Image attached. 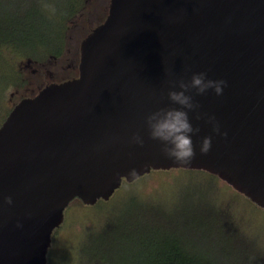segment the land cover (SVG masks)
Instances as JSON below:
<instances>
[{
  "label": "water",
  "instance_id": "1",
  "mask_svg": "<svg viewBox=\"0 0 264 264\" xmlns=\"http://www.w3.org/2000/svg\"><path fill=\"white\" fill-rule=\"evenodd\" d=\"M79 70L23 99L0 127V264H48L66 209L109 201L136 181L131 169L138 179L207 171L264 209V0H111L81 44ZM196 72L227 83L222 96L195 97L227 137L190 114L201 129L196 155L178 166L147 140L144 117ZM137 132L143 147L129 142Z\"/></svg>",
  "mask_w": 264,
  "mask_h": 264
},
{
  "label": "trees",
  "instance_id": "2",
  "mask_svg": "<svg viewBox=\"0 0 264 264\" xmlns=\"http://www.w3.org/2000/svg\"><path fill=\"white\" fill-rule=\"evenodd\" d=\"M58 1L53 19L49 0H0V60L5 50L27 49L35 60L61 54L85 0ZM84 251L87 264H264L262 250L233 218L199 195L174 207L129 195Z\"/></svg>",
  "mask_w": 264,
  "mask_h": 264
},
{
  "label": "rangeland",
  "instance_id": "3",
  "mask_svg": "<svg viewBox=\"0 0 264 264\" xmlns=\"http://www.w3.org/2000/svg\"><path fill=\"white\" fill-rule=\"evenodd\" d=\"M49 2L52 18L57 19L59 1ZM110 2L111 0H85L80 12L69 22L64 47L69 45L68 48L72 51L79 49L92 29L106 19ZM28 51L26 49L18 53L5 50V57L0 60V127L21 98L17 94L12 97L17 86L23 84V94L27 88L31 90L37 85L38 79L31 71L21 68V64L27 63L30 58L27 56ZM48 60L49 57L45 59ZM49 69L55 70L53 63L49 65ZM132 194L144 200L162 202L169 207L177 206L181 200L189 201L197 195L202 196L209 204L230 215L241 232L252 239L264 253L263 208L217 175L202 170L173 169L153 171L135 182H125L106 203L87 206L80 201L73 202L65 211L63 224L53 235L48 264H87L84 248L89 236L99 231L113 208Z\"/></svg>",
  "mask_w": 264,
  "mask_h": 264
},
{
  "label": "clouds",
  "instance_id": "4",
  "mask_svg": "<svg viewBox=\"0 0 264 264\" xmlns=\"http://www.w3.org/2000/svg\"><path fill=\"white\" fill-rule=\"evenodd\" d=\"M227 83L224 80L210 79L206 72L192 73L190 80L176 81L167 92L168 107H161L148 113L144 117V130L147 140L156 142L160 146L162 155L178 166H185L192 162L196 155V145L193 137L199 136L201 129L194 126L190 114H195L196 121L204 120L210 126L213 135L226 138L227 133L221 131L215 116L200 112V104L195 97L206 96L210 92L219 97L223 95ZM212 136H204L199 142V152L206 155L212 147ZM130 143L143 147L145 135L140 132L132 134ZM136 169L128 172L130 180L138 179ZM11 197H5L4 203L12 204Z\"/></svg>",
  "mask_w": 264,
  "mask_h": 264
},
{
  "label": "flooded vegetation",
  "instance_id": "5",
  "mask_svg": "<svg viewBox=\"0 0 264 264\" xmlns=\"http://www.w3.org/2000/svg\"><path fill=\"white\" fill-rule=\"evenodd\" d=\"M109 7H110V5H109ZM108 14H109V8H108ZM108 14H107V16H108ZM107 16H106V18H107ZM102 23H100V24H102ZM99 25H97V26H99ZM95 28H93L92 31ZM68 46H65L63 48L60 55H51L49 57L48 61L35 60V59L29 58V59H31L30 62L27 61V63L21 64V68L29 69L31 71V73L33 74V76L38 79V82H37L36 87H34L31 90H29V88H27L25 90L26 92H24L23 94L21 93V87L23 86V84H19L17 86L15 92L12 93V97H14L17 94V95H20L21 98L14 105L13 109L23 99L36 96L41 90H43L45 87H47L51 84L62 83V82H65L68 80H73V79L79 77V75H80L79 68H80V62H81V46L79 49H77V50L75 49L73 51L70 50L68 48ZM52 63H53V66L55 68L54 71L49 69V65H51ZM56 74H58L59 76H57ZM23 81H25L24 78H23Z\"/></svg>",
  "mask_w": 264,
  "mask_h": 264
}]
</instances>
